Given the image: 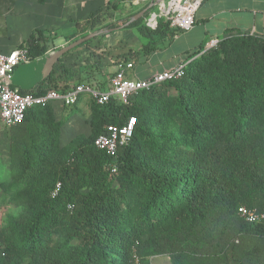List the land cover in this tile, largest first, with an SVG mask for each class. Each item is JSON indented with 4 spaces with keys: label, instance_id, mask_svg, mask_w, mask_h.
Wrapping results in <instances>:
<instances>
[{
    "label": "trees",
    "instance_id": "1",
    "mask_svg": "<svg viewBox=\"0 0 264 264\" xmlns=\"http://www.w3.org/2000/svg\"><path fill=\"white\" fill-rule=\"evenodd\" d=\"M133 6L127 23L146 9ZM155 9L126 27L148 39L137 59L177 34L162 18L147 27ZM96 18L76 21L66 40L95 31ZM233 31L190 53L180 79L143 89L129 104L89 97V136L63 141L67 120H57L50 104L4 127L10 158L0 196L22 211L0 227V264H133L136 257L151 264L158 256L171 264H264V224L238 214L241 207L264 213V38ZM18 48L31 60L51 51L42 30ZM74 50L37 85L40 93L61 78L108 89L112 72L103 73L99 59L66 66ZM131 119L133 137L115 154L95 146L109 126ZM254 241L259 248L251 250Z\"/></svg>",
    "mask_w": 264,
    "mask_h": 264
},
{
    "label": "rangeland",
    "instance_id": "2",
    "mask_svg": "<svg viewBox=\"0 0 264 264\" xmlns=\"http://www.w3.org/2000/svg\"><path fill=\"white\" fill-rule=\"evenodd\" d=\"M74 1L75 5H77L78 1L83 4V2L86 0ZM94 1H97L98 5L89 3V6L82 8L80 12L78 10V13L76 12L74 15L75 20L73 21V25H68L64 30L50 33L49 31L37 29V27L40 25V16L29 15L19 19L18 22H11L9 24L8 39L16 41L21 37L22 34L30 36L37 30H42L43 35L46 36L47 43L51 48L50 52H53L80 39V36H78L71 41H67L66 37L75 31L76 21H83L92 13L95 15V17H97V20L94 26L95 31L90 33L100 31H103L104 33L91 41L88 45L74 50L66 57V63L69 64L71 69L76 70L83 63L91 64L96 59H99L104 65L102 70L103 73L107 74L114 71L119 61L125 60V58H127L131 59L135 65V68L129 72L128 75L130 78L136 79L137 73L149 75L157 70L162 71L164 69H168L172 62H174L177 58H174L173 55L182 51L183 43L186 40L190 43H193L199 34V28H192L189 31L177 33L174 38L167 36L161 40L159 49L150 55L148 59L145 60L142 56L138 57L137 59L135 53L140 49L142 44L148 41V39L140 36L135 28L126 29V27L127 20L137 10V8L133 6V2L135 3L140 0ZM149 5V2H141L140 7H145L147 10H149ZM37 9H39V7H37ZM155 12H158V8L155 9ZM109 25L115 26L113 28H108L107 26ZM177 36L180 37L179 40L175 39ZM179 58L184 62H186L188 59L186 53H182V56L179 55ZM35 61L36 60H32L29 63L20 64L16 68L13 76L17 74V78L19 76L20 70L23 68L26 69L29 64L34 63ZM24 79L25 82L31 81V78L28 76L24 77ZM84 97L87 99L86 105H84L83 102L80 103L81 99L78 101L76 107L78 112L75 114V117L73 115L75 111L73 107L69 108V110L61 117L63 120H67V124L62 134L63 141H68L70 138L80 134L86 136L90 135V96L84 95ZM9 156V139L7 130L1 124L0 120V170L2 171V177L4 179H7L6 176L8 175ZM21 211V205L9 203L8 201L3 200V198L0 196V227H5L7 225V221L12 217H17ZM258 243L259 242L254 241L252 244H250V246H248V248L251 250L259 248ZM150 262L151 264H171L169 258L166 256L152 258Z\"/></svg>",
    "mask_w": 264,
    "mask_h": 264
},
{
    "label": "built area",
    "instance_id": "3",
    "mask_svg": "<svg viewBox=\"0 0 264 264\" xmlns=\"http://www.w3.org/2000/svg\"><path fill=\"white\" fill-rule=\"evenodd\" d=\"M202 0H140L149 2V8L157 7L158 12H152L146 20L147 27L155 29L159 19L170 22V26L179 32L191 30L195 25V14ZM219 40H212L208 47L218 44ZM27 49L16 48L10 52L0 51V120L4 127H12L22 122L28 110L34 107L55 105L61 103L72 107L78 103L81 96L89 95L97 104H108L112 99H117L122 104H129L133 96L143 89L171 79H180L184 74V64L159 73L146 80H136L128 77L135 65L131 59L117 63L114 71L108 76V89L101 90L84 84H73L71 79L61 78L58 83L48 85L44 93H40L36 86L27 94L22 95L10 84L16 68L22 63H29ZM57 85V86H56ZM55 86V87H54ZM135 119H131L123 126H109L107 132L95 140V146L115 154L118 147L126 145L133 137ZM239 217L251 224H264V213L241 207L238 210ZM133 264H142L139 258H135Z\"/></svg>",
    "mask_w": 264,
    "mask_h": 264
},
{
    "label": "crops",
    "instance_id": "4",
    "mask_svg": "<svg viewBox=\"0 0 264 264\" xmlns=\"http://www.w3.org/2000/svg\"><path fill=\"white\" fill-rule=\"evenodd\" d=\"M89 3L98 5L94 0H86L83 4L78 1L77 5L74 0H45L44 4L39 3V0H0V51L10 52L18 48L29 37L22 34L16 41L8 39L11 22H18L25 16L38 15L41 20L37 29L54 33L66 29L68 25L72 26L75 13L89 6ZM195 28H199L198 37L193 43L187 40L183 43L182 51L173 55L174 58H177L168 69L157 70L149 75L137 73L136 80L149 79L183 64L184 61L179 58V55L182 56V53H186L188 57L190 53L204 44L207 48L212 40L223 38L226 31L230 29L234 30V33L241 32L264 38V0H202L195 14L193 29ZM175 39L179 40L180 37L177 36ZM65 64L70 67L66 61ZM86 100L83 97L80 103L83 102L86 105ZM69 108L71 107L61 103L55 104L54 111L57 120H62V115Z\"/></svg>",
    "mask_w": 264,
    "mask_h": 264
},
{
    "label": "water",
    "instance_id": "5",
    "mask_svg": "<svg viewBox=\"0 0 264 264\" xmlns=\"http://www.w3.org/2000/svg\"><path fill=\"white\" fill-rule=\"evenodd\" d=\"M161 1H166V0H161ZM146 12H147V9H144L139 14L135 15L129 21V23H127V26L139 20L141 17L144 16ZM103 33H104L103 31L90 33L88 36L84 38H80L77 41L66 45L65 47H62L58 50L50 52L47 56L43 58L37 59L34 63L29 64V66L26 69L23 68L22 70H20L19 76L17 78H16L17 74L15 76H12L10 84L13 87L20 89L22 91H25V92H29L33 90L38 84L47 80L50 77L57 63L60 61V59L65 54L79 47L84 42L94 39L102 35ZM207 49H209V47H207L204 50V52ZM27 76L31 78L30 82H25L24 77H27Z\"/></svg>",
    "mask_w": 264,
    "mask_h": 264
}]
</instances>
